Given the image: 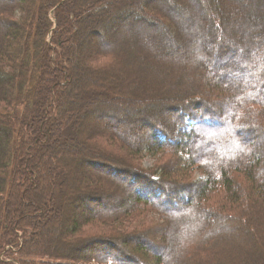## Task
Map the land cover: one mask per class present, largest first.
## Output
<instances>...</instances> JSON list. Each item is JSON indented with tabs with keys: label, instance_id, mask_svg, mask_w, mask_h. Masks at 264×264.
I'll return each instance as SVG.
<instances>
[{
	"label": "trees",
	"instance_id": "1",
	"mask_svg": "<svg viewBox=\"0 0 264 264\" xmlns=\"http://www.w3.org/2000/svg\"><path fill=\"white\" fill-rule=\"evenodd\" d=\"M257 2V0H202V2L0 0V104H5L4 109L0 110V264H117L116 260L119 264H264V142L254 143L257 134L264 136V120L261 116L257 117L250 113L251 109L241 110L254 102L264 107V3L260 6ZM121 4L123 5L120 6ZM250 5L251 18L245 24L247 14L245 11ZM185 8L190 18L184 15ZM19 9L24 14L22 19L12 18ZM223 17L230 20L232 31H238L237 38L231 34V29L222 28ZM182 20L189 24L184 25ZM150 26L170 38L168 47L161 43L158 34L151 32V37H145L147 34L143 29ZM182 27L185 28L184 31ZM214 32H220L218 38L221 39L228 36L230 49L237 50L239 57L243 58V63L236 67L239 73L249 74L243 81L221 79V74L227 75L229 72H219L208 64L203 65L201 59L193 54L194 49L191 45L198 41L197 45L204 49V55H209L205 48L211 47L210 44L214 41L208 39L213 38L208 37V34L212 35ZM126 38H133V42H136L128 44L132 46L130 49H133V55L130 52L129 57L130 50L121 46L124 41L127 42ZM179 38H183L185 43L182 42L189 45L192 50L188 47L179 48L177 46ZM94 39H98L99 42L96 49L92 46ZM217 43L214 59L215 64L220 65L226 62V50ZM81 49L85 54L84 67L75 57L76 51L81 52ZM195 50L198 53L197 46ZM103 54L115 55L120 62L119 65L124 66L121 71L124 75L117 74V70L115 72L108 70L110 68L99 70L95 63ZM174 69L178 70V76L174 81L169 80ZM192 70L199 72L198 78ZM148 73L154 77L156 74L158 76L156 79H161V83L162 80L166 82L168 79L167 87H148L145 81ZM188 73L190 77L194 76L189 82L186 76ZM76 80L90 81L89 93L98 96L111 94L110 98L125 103L129 108H133L135 104L132 102L139 101L138 99L145 104L143 96L151 93L155 94L153 97L158 100L186 108L189 103L186 101L191 98L178 94L182 88L215 87L226 95L224 97L227 99L229 113L227 116L223 115V120L228 118L230 124L222 131V135L213 139L198 135L195 139L183 141L178 138L179 140L175 141L170 137V141L174 143L169 142L168 145L176 144L180 152L187 155V157L181 155L182 157L178 159L180 166L185 168L195 163L206 164L208 173L205 180H200L191 187L192 190L184 189L189 196L177 195L168 203L164 200V185L167 188L172 185H168L170 182L166 181L161 173L160 176H155L139 169L125 173L121 170V165L116 163L118 161L105 155L104 150V154L100 153L97 159H92L93 154L87 153L88 150L82 147L84 145L82 142L79 143L82 155L78 156L75 152V156H70L73 162L67 161L65 156L74 152L71 144L66 141L74 139L75 134L72 132L70 136L63 135L64 152L61 154L60 162L68 166L70 176L72 175V180H75L67 185L73 193L68 201L74 208L84 207L85 201L87 204L91 201L93 207L81 212L69 211L70 227L64 230V240L61 234L56 237L52 235L46 245H43V239L38 235L36 227L40 229L47 220L42 217L46 218L47 213L51 214L52 210L48 209L49 200L42 202L47 208L44 211L35 199L45 192L50 194L60 191L59 182L62 177L57 175L56 167H46L58 160L52 157L51 161L47 149L53 147L52 141L56 142L54 134L61 130L59 119H48V115L57 112L60 114L58 117L62 118L63 114L68 117L67 111L78 110L77 113L82 111L79 115L81 117L87 109L83 116L87 117L92 113V106L79 108L78 98L84 97H77L72 93ZM99 85L103 88H99ZM177 85H182L181 89L172 92V88ZM145 92L147 93L144 94ZM227 92H231L232 96ZM23 103L26 110L24 107L19 113L15 109ZM137 107L134 114L136 122L139 116L149 117L151 111L147 106ZM103 111H106L104 114L109 112L119 114L120 117L114 115L116 119L108 120L111 126L106 122L94 126L98 129L92 128L84 137L85 145H89L95 137L109 133L108 138L124 140L126 147L134 153H139L141 146H146L154 153L155 150L162 149L168 140L160 139L164 133L158 129L155 130L158 136L141 139L133 133L135 138L132 140L117 128L124 115L102 108L98 115ZM239 113L242 114L240 124L236 123ZM114 120L117 121L116 127L113 124ZM197 120L195 131L205 125H212V122L204 117ZM176 123L179 128L186 130L181 118L178 117ZM78 125L80 124L76 127ZM190 125L192 124L189 122L187 128ZM168 128L173 130V125ZM71 129L75 130L74 127ZM128 129L131 134L130 127ZM202 129L204 128L200 130ZM19 135L21 138L17 144ZM200 144L213 145L214 147H211L214 151H203ZM15 148H18L19 153L13 178L11 170ZM79 160H83L81 166L76 167V161ZM88 162L107 167L104 166L100 172V169L89 165ZM29 163L31 167H27ZM172 166L170 164L169 169ZM175 173L177 171L172 169L170 172H164V176L172 181L170 177ZM236 173L249 178L248 187L243 190V194L232 199L230 205L225 208L206 207L202 200L211 188L214 185L224 186L239 180ZM114 177L125 180L130 177L128 183L133 187L136 197L130 201H122L126 203L125 205L112 203L109 210L100 211V206L94 203L99 197H106L108 202L111 200L117 202L114 200V196L117 195L101 190H94L98 193L94 191L87 193L86 189L80 188L81 184L88 186L89 190L105 189L99 187L100 180H108L106 188L114 187L117 185ZM144 177L152 179L153 182L145 186V182L142 181L144 186L139 187L140 180ZM63 186H66V183ZM147 186L154 191L148 192ZM171 190L170 188L167 192L170 193ZM243 196H246L249 202L246 206L239 200ZM141 205L151 206L165 216L166 221L155 226L158 229L164 226L159 233L163 236L162 242L152 239L148 231L130 236L133 240L128 236L122 237L112 233L108 234L110 237L81 239L82 228L90 222L101 220V223L109 225L114 222L111 216L131 213ZM28 209H35L36 212L31 213ZM47 218L53 219L54 215ZM109 242L113 246L108 244ZM115 245L119 247L116 248ZM200 249L202 251H199ZM137 251L144 252L154 258V261H147Z\"/></svg>",
	"mask_w": 264,
	"mask_h": 264
},
{
	"label": "rangeland",
	"instance_id": "2",
	"mask_svg": "<svg viewBox=\"0 0 264 264\" xmlns=\"http://www.w3.org/2000/svg\"><path fill=\"white\" fill-rule=\"evenodd\" d=\"M202 2V0H200ZM257 4L262 6L264 3V0H257ZM176 2V1H175ZM177 3V2H176ZM179 3V1H178ZM123 4H121L120 6H122ZM217 8H219V6H217ZM251 10V5L247 6L246 8V21L245 24L248 23V20L251 18L250 17V13L249 11ZM61 14V13H60ZM184 15H187V18H190V14L188 12V10L185 8L184 11ZM24 16L23 12L21 9H19L17 12H15V14L12 16V18L14 19H18L21 20L22 17ZM62 16V15H61ZM61 16H60V20H61ZM91 15H87V17H90ZM86 21V20H85ZM183 24L186 25L187 23L189 24V22H186L185 20H182ZM231 22L230 20H228L227 18L222 19V23L221 26L222 28L226 29V30H230L232 26H230ZM250 24V23H249ZM248 24V25H249ZM134 25V24H133ZM147 29V30H146ZM146 29H143V32L145 34H147V38L151 37V32L158 34L160 36V41L161 43H163L166 47H168V44L170 43V38H167L166 34L161 32L160 30H155L154 28L150 27H146ZM182 30L184 31L185 28L182 27ZM84 32V30L82 31ZM231 34L235 35L234 37L237 38L238 36V31H232V29L230 30ZM82 34V33H81ZM129 34V33H128ZM228 35V34H227ZM226 35V36H227ZM77 36V34L75 35ZM90 36V35H89ZM220 36V32H214L212 35L208 34V37H213V38H208V39H213L214 43L212 42L210 45L211 47H207L205 48V51H208V56H205L204 54V49H202L201 47L199 48V46L197 45L198 41L193 43L191 45V47L194 49L193 54L197 55L199 59H201L200 61H202V64H208L211 67H213L214 69H217L219 72L223 71L225 72H229V74L227 75H222L221 74V79H226V80H236V81H243L244 79H246V75L249 74H244V73H239L238 71H236V67H238L240 64L243 63V58L239 57L238 51L237 50H231L230 45L228 44V36L227 38H218ZM127 42H123V44H121V46L123 45L124 48H127L128 51V57L129 55H133V49H130L132 46L128 45V44H132V43H136L135 41L133 42V38H126ZM146 39V38H143ZM219 39V40H218ZM90 40H91V36H90ZM178 40V44L177 46L179 48H183V47H188V49L192 50V48L189 45H185L183 38H179ZM184 43H183V42ZM218 42V43H217ZM223 42V43H222ZM119 43V41H118ZM122 43V42H121ZM220 45V47H224V49L226 50V62H222L220 65L215 64V59H214V52H215V48H216V44ZM223 45H222V44ZM98 39H94V43H92V46L94 49H96L99 45ZM120 44V43H119ZM118 44V45H119ZM184 44V45H183ZM183 45V46H182ZM227 45V46H226ZM229 45V47H228ZM199 49L198 53H196L195 48ZM215 46V47H213ZM120 47V45H119ZM137 50V49H134ZM79 51H76L75 57L76 59L80 62V64H82V66H86V63L84 64L83 60L85 59L84 57V52L82 51V49ZM142 52V50H140ZM131 52V53H130ZM138 53V52H137ZM119 61H117V59L115 58V55H108V54H103L102 56H100V58L97 60V62L95 63L98 66V69L100 70H106L108 68V70H112L115 72V70H117L116 72H118L117 74L120 75H124L121 73L122 69L124 66H122L121 64L119 65ZM235 63V64H233ZM117 64V65H115ZM93 65V64H92ZM117 66V67H116ZM141 68V67H139ZM194 69H196L197 67H192ZM136 70H138V68H136ZM136 70L134 72H136ZM195 71V76L198 78L199 76V72L197 70H192ZM134 72H132V74H134ZM148 72V71H147ZM74 75V73H72ZM178 76V70H173V72H171L170 74V79L169 80H175L176 77ZM188 82L194 77L193 75L190 77L189 73L186 74ZM156 77L158 78V76L155 74L154 76H151L150 73L146 74V85L153 87H167L166 83L168 82V79L166 82L161 83V79H156ZM160 77V74H159ZM108 81V80H107ZM78 82V83H77ZM206 83V82H204ZM81 85V86H80ZM103 85V84H100ZM98 86L99 88H103L101 86ZM73 87V86H72ZM182 87V85H177L176 87L172 88V92H177L178 90H180ZM91 88V82L90 81H75L74 84V88H73V92L74 94H76L77 97H84V98H78V104H79V108L84 107L88 108L89 106H92L90 108H92L91 110V115L89 116H83L85 114V112L88 110H86L83 115L81 117H79L80 113H82V111H80L79 113L78 110L75 111H67V115L68 117H66L65 114H63L62 118L58 117L60 114L56 112V114L54 113V115L51 113L48 115V119H59V127L61 128L60 131H57V133L55 132L54 134V138H56V142H54V140L52 141V147L50 150H48L49 155L48 157L50 158V160L52 161V157L57 158L58 160L53 161L54 164L46 165V167H56V171L58 172L57 175H62V177L60 178V191H54L52 193H48L45 192L43 195H41V197L36 198V203L38 204L39 207H42L44 209V211L47 209L45 206H43L42 202H44L45 200H49L50 203L48 204V209H51L52 212L51 214L47 213L46 218L42 217L43 219H47L43 222V224L41 225L40 229H38L36 227V231H38V235L43 239V245H46V242L49 241V238L53 235L54 237L58 236V234H61L62 240H64L65 236H64V230L69 229L70 227V223L69 221V211L75 213L76 212H81V210H87L90 209L92 206L90 199H86L89 202V204H87L88 202L85 201L86 203L84 204V207L78 206L77 208H74L70 205L68 199L73 195V193L70 191V189L67 187V185H69L70 182L75 180H72V175L70 176V171L68 169V166H65L64 164H61L60 160H61V154L62 152H64L63 150V139L64 136L63 135H71L72 132H74L75 137L72 140H68L66 141L67 143H70L71 148H72V152H74L73 154L69 153L67 154L66 160L70 162L72 161V158L70 156H75L76 153H78V156H81L82 154L80 149V142H82L84 145L82 147H84L87 151V153H92L94 158L92 157V159H97L98 154L103 153V150L105 151V155L107 154L108 157L115 159L114 161H118L116 162L118 165H121L120 168L121 170H123V172L125 173H130L132 171L135 172L136 169L141 170L142 172H150L152 174H154L155 176H160L159 173H161L162 177H164L166 179V181L170 182L168 185H172V187H170L172 190L171 192H167L170 188H167L166 185H164V197H165V202H170L173 201L174 197L179 195L181 197H187L189 196V193L184 192V189H191L192 190V186L195 185L197 182H199L200 180H205L207 178V167L206 164L203 165H199V164H191L186 166L185 168L183 166H180L178 163V159L181 158L183 156H186V153H182L180 152V149L177 148V145L174 144L172 146L168 145L169 142H171L170 137H172V139H174L175 141L179 140L178 138H181V140H185V139H195L196 136L199 135V137L202 136V138H207V137H211L216 138L219 137L218 135H222V131L226 130L227 127L229 126V119L227 118L225 121L223 120V115L227 116L228 115V107H227V99L226 95H223L222 93H220V90H216L215 87H209V88H198L195 86H191V87H184L182 88V90L178 93L181 96L184 95H188L187 97H190L191 99H188L186 101L189 102L187 104V107H180L178 105H170L168 103H166L165 101L162 100H158L155 97V94H146L147 92H145L143 96L144 98V102L145 104L141 102L140 99H138L139 101L136 102H132L134 105L133 108H129L128 105H125L121 103V101L114 99L113 97H111L110 95H101L98 96L97 94H93V93H89L88 90ZM125 89V88H124ZM126 90V89H125ZM171 92V93H172ZM229 94V96H232L231 92H227ZM168 95H170V93H167ZM94 96V97H93ZM171 96H174L173 94H171ZM91 98V99H90ZM123 98V97H121ZM90 99V100H89ZM126 99V98H124ZM139 102V103H138ZM141 102V104H140ZM139 104V105H138ZM2 105V106H1ZM87 105V106H86ZM5 104L3 105V103L0 104V110L1 108L4 109ZM137 106H142L145 107L147 106L149 108V110L151 111L149 113V117L147 116H142V117H138V122H136V117H135V113H136V109H138ZM25 107L26 110V105L25 103L23 104H19L17 109H15L16 111H22ZM89 108V109H90ZM110 109V110H114L116 113H120L122 115H124L125 117H128L129 119H131V121L133 120V123L131 124H125L123 123V120H120L119 122H121L120 124H118V126L116 125V120H114V126L118 128V130L120 129L125 135H127L130 139L133 140V138H135V135L133 133H135L138 137H140L141 139H147V138H152L156 135L155 130H162V132L164 134H161L160 139L166 140L168 139L162 146V149H157L153 152H151V150H148L146 148V146H141L139 149V153H134L132 152L129 148L126 147L125 145V141H121L119 138L117 139H110L108 138L109 133H105L102 136H98L95 137L94 139L91 140L89 145H85V143L83 142L84 137L92 130V128H94L93 130L98 129L97 127H94L96 125L99 124H104L105 122L111 126V124L108 123V120L112 119H116V117H120L119 114H111L109 112H107L106 114H104L106 111L101 112L100 115H98L100 113V109ZM247 109H251L250 113H253V115H257V117L261 116L262 119L264 120V107L259 104V103H250L247 106H244L241 110H247ZM55 111V110H54ZM53 111V112H54ZM141 111V110H139ZM59 114V115H58ZM226 114V115H225ZM240 114V113H239ZM115 115V116H114ZM181 118L182 119V124L186 125V130H183V128H179V126L176 123V119L177 118ZM206 118L207 120L209 119L212 122V125H205L204 128L202 130H200L201 128H198V130L195 131L196 126L195 124H197V118ZM241 117L242 114H240L238 116V118L236 117V123L240 124L241 123ZM61 119V120H60ZM214 121H216L217 123H214ZM222 124L218 125L220 122H223ZM136 122V123H135ZM190 122L192 125H190L189 128H187L188 123ZM187 123V124H186ZM208 123V122H205ZM214 123V124H213ZM77 124H80L76 127ZM173 125V130H170L168 127ZM71 127H74L75 130L71 129ZM128 127H130L131 129V134H129V129ZM206 127V128H205ZM55 130V129H54ZM73 130V131H72ZM190 130V131H189ZM195 131V133H194ZM168 134L170 136H168ZM189 134V135H188ZM191 134V135H190ZM209 135V136H206ZM215 134V135H214ZM21 138V135H19L17 137L16 143L18 142V139ZM255 141L254 143H258L261 144L264 142V136H261L260 134H257L254 137ZM263 141V142H262ZM140 142V141H139ZM60 143V144H59ZM174 143V142H171ZM253 143V141H252ZM18 144V143H17ZM141 145H144L146 143H140ZM202 145L200 144V148L201 150H207V151H214L212 150L213 145ZM214 147V146H213ZM18 148L14 149L13 152V166H12V176L15 175V173L13 171H15L16 169V161H17V157H18V153L19 150H17ZM179 149V151H178ZM211 149V150H210ZM46 150V152H47ZM79 150V151H77ZM216 150V148H215ZM76 152V153H75ZM203 153H207V152H203ZM86 156V155H85ZM84 156V157H85ZM185 157V158H186ZM60 158V159H59ZM83 161V160H82ZM81 160L76 161V167L81 166L82 163ZM108 161V160H106ZM73 162V161H72ZM89 163V162H88ZM172 164L173 166L169 169V165ZM85 165V163H84ZM89 165H92L93 167H97L98 169H100V172H102V170L105 168L104 166L106 165H95L94 163H89ZM27 167H31V164L29 163L27 165ZM107 167V166H106ZM135 167V168H134ZM71 169V168H70ZM102 169V170H101ZM174 169L175 172L177 171V173L171 175L170 178H172V181H170L168 178H166V175L164 176V172H170V170ZM77 174L79 169L76 170ZM75 171V172H76ZM157 173V174H156ZM173 173V172H171ZM66 176V177H65ZM168 177V176H167ZM236 177L239 178V180L234 181L230 184H226L224 186H222L221 184L218 185H214L211 190L209 191V193L205 196V198H203L202 202L206 207L209 208H220L223 207L225 208V206L230 205V201L232 199L238 198L239 196H241L243 194V190L246 189L248 187V176H244L243 174L240 173H236ZM14 178V176H13ZM116 180V186L111 187L109 186L108 188H106L108 186L107 182L108 180H100L101 184L99 187H104L105 189H91L89 190L88 186H84V184H81L82 189H86L84 190V192L86 191L88 193H92L94 190H101V191H107L108 193H112L117 195L114 196V200H111V202H108V200L106 199V197H99V199L97 200L96 206H100V211H105V210H109L112 206V203H116L119 204V206H121L122 204H126V203H122V201H130L134 199L135 193H134V189L133 187H131L128 183V180H125L123 178H119V177H114ZM97 178H95L96 180ZM11 181V180H10ZM40 181V179H39ZM51 181V180H50ZM54 181V180H53ZM145 182V186L148 183H151L152 179L148 178V177H144L141 178L140 183H139V187H142L144 185H142L141 182ZM55 182V181H54ZM66 186H63L65 183ZM153 182V181H152ZM171 182H174L175 184H172ZM56 184V183H55ZM145 188V187H144ZM148 189H146L148 192H152L154 191L153 188L148 187ZM40 189V187H39ZM79 189V187H78ZM39 191V190H38ZM78 191H82V190H78ZM100 191V192H101ZM95 192V191H94ZM116 192V193H113ZM167 192V193H166ZM98 193V192H95ZM192 193V192H191ZM50 196V199H49ZM156 197H161L159 195H154ZM245 206L247 205V203H249L246 200V196H243L241 199H239ZM158 202H162L163 204L165 202L158 200ZM86 204L88 206H86ZM90 206V207H89ZM107 207V208H105ZM175 208V207H174ZM29 212H36L35 209H28ZM85 212V211H82ZM72 213V214H73ZM50 215H54L53 219L47 218ZM111 219L114 222H111L109 225L101 223V220H96V221H92L89 224L85 225L81 232H80V236L81 239L84 240H94L93 237H110L108 234H115V235H121L122 237L128 236V238L130 239V236L133 235H138L141 233H146V231H148V235H152L150 237H152V239H156L157 241L162 242L163 241V236L159 235V233L162 231V229H164L163 227L160 229L155 228L156 225L158 224H162L164 223L165 220V216L162 215L160 212H158L155 208L151 207V206H139L137 207L135 210L131 211V213H126L122 216H119V213L117 215H113L111 216ZM41 220V219H39ZM60 231H62V233H59ZM146 235V234H145ZM53 237V238H54ZM106 240V239H105ZM104 240V241H105ZM133 240V239H130ZM96 241V240H95ZM134 243V242H133ZM108 244H110L111 246L112 243L109 242ZM105 246V245H104ZM111 246H109L111 248ZM106 247V246H105ZM116 248H118L119 246L115 245ZM107 248V247H106ZM114 248V247H113ZM199 251H202V249H200ZM140 252L141 257H143L144 259H146L147 261H154V258L150 257L149 255L145 254L144 252L141 251H137ZM117 261V260H116ZM117 264H119L118 262H116Z\"/></svg>",
	"mask_w": 264,
	"mask_h": 264
},
{
	"label": "bare ground",
	"instance_id": "3",
	"mask_svg": "<svg viewBox=\"0 0 264 264\" xmlns=\"http://www.w3.org/2000/svg\"><path fill=\"white\" fill-rule=\"evenodd\" d=\"M122 120H123V123L128 124V125L132 123L131 119H129L128 117H125V116L123 117Z\"/></svg>",
	"mask_w": 264,
	"mask_h": 264
}]
</instances>
